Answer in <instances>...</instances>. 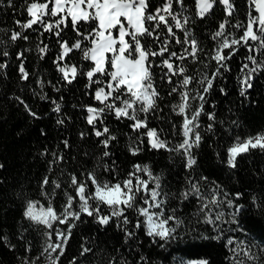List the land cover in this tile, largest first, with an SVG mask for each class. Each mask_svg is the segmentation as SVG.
<instances>
[{
    "label": "snow or ice",
    "instance_id": "6c2138e0",
    "mask_svg": "<svg viewBox=\"0 0 264 264\" xmlns=\"http://www.w3.org/2000/svg\"><path fill=\"white\" fill-rule=\"evenodd\" d=\"M246 3L248 6L246 22L236 20L233 25V28L242 30L240 34L235 31L225 34V27L230 23L227 17L233 14L235 4L230 0H219L227 16L219 23L218 30L212 33V39L215 41L214 48L205 51L193 30L188 27L190 15L187 14L188 9L184 5V0H159L156 4L153 0H42V2L41 0H24L21 9L27 13L28 18L16 19L14 23L20 30L13 28L7 30L6 34L13 43L18 39L28 41L29 36L25 35L24 31L31 29L33 25H39L38 31L42 29L49 32L50 36L56 37L57 53L53 64L61 74V80L71 84L77 75L81 74L87 78L85 85L87 89H92L93 85H96L94 92L89 94L94 95V99L100 102L101 106L87 104L82 107L86 109V122L91 126L92 134L98 138L97 144L102 151L94 157L95 166L92 169L85 168L79 178L76 172L61 169L58 177L67 175L68 186L74 189L75 195L69 193L67 188L63 189L65 203L59 212L53 206L52 198L55 197L56 190L62 186L60 179L52 178L51 193L45 190L49 185V173L52 172L53 166L64 161V153L59 149V145L56 150L51 151L52 159L48 161L47 172L38 181L40 194L48 197L47 206L37 207L39 202L27 197L26 192H15L16 198L23 201L22 218L29 222V227L40 229V235L43 237L39 254L33 258L27 255L21 257L20 264H37L40 256H45L46 264H59L61 256L64 255L65 246L72 235V229L78 221L83 223L82 214L93 218L94 222L101 227L108 226L115 218L116 227L123 232V241L127 244L136 239V232L131 230L129 225L139 229L142 223L137 218L132 224L129 216L125 214L128 209H133L138 216L144 217L146 233L153 238V241L157 239L165 243L173 241L180 236L178 229L184 220L177 215L176 208L167 209L170 214H165V206L170 196L175 197L181 204L189 198H195L198 204L194 214L197 222L202 220L204 224L212 225L213 231L217 233L215 237L217 240L223 235L218 221L235 224L241 232H247V228H241V219L244 214L251 211L248 203L259 207L258 201H264V196L250 193L248 203H239L238 201L244 195L242 192L229 193L223 185L216 181H209L207 176L201 175L197 179L191 174L185 176L184 186L178 193H169L162 187L161 175L154 174L148 165L139 163L132 166V170L124 179H118L114 183L98 178V170L101 168L106 172L115 171V161L109 164L105 159L111 158L109 145L117 139L116 133L104 123L106 113H114L116 119L127 118L132 121L129 127L139 133L135 140L129 136L128 148L133 155L143 150L142 145L146 137L150 149L163 148L169 152L179 153L184 160L185 169H193L197 163L193 149L198 148L203 139L200 131L201 114L208 118L207 131L214 133L217 123L222 126L226 123L224 119H217L215 102L212 103V111H205L206 96L210 93L214 80L217 77L226 78L225 73L231 71L228 61L239 52L240 47H244L247 52L236 77L241 97L250 99L249 89L253 88L257 74L264 72V0H246ZM0 4L5 5L6 8L16 9L14 0H0ZM215 5L217 0H195L196 16L204 18L206 14L211 13ZM45 17L48 19L46 20ZM69 24L75 34L71 42L62 36ZM174 29L180 30L182 36L178 35ZM43 31H40V35H43ZM146 38H150L155 47L153 44L146 45L144 42ZM173 42L180 46L179 50L172 47ZM35 47L37 53L43 58L48 51V44L40 40ZM31 50L27 48L16 52V58L20 61L18 73L21 83L29 80L30 73L25 68L24 56L25 51ZM73 50H79L82 53L83 60L89 62L87 67L83 64L78 67L75 63H61ZM200 53L208 56V61L200 60ZM0 56L5 58L0 62V76L7 80V58L10 56L7 48L0 51ZM189 58L192 63L203 64L205 69L209 63L215 61V67L210 75L207 70H199L195 75L188 74V65L185 61ZM154 67L161 69V84L166 81L171 85L168 95L178 93L179 100L172 105V111L182 117L180 124L182 139L175 144H171L167 138H161L157 128L149 126V114L159 110L157 102L161 97L154 81ZM173 77H178L175 84H173ZM194 80L195 85L190 88L189 85ZM36 84L39 91L35 88L31 89L33 95L39 96L41 100H50L51 110L57 114L56 123L66 126L65 121H70L72 117L62 112L63 96H60L58 101L44 92L47 84L59 93L60 88L57 85L60 81L53 84L51 80L45 81L42 76H37ZM17 87L20 92H23L20 83ZM220 91L226 94L223 87ZM8 99L23 105L31 118H41L39 113L34 111L17 92L10 93ZM229 111L231 112L232 109L230 108ZM227 123L228 127L225 130L231 131V126H239L240 121L237 118ZM176 127L173 123V130ZM141 129L144 131H140ZM40 131L44 134L43 129ZM88 135L89 133L83 130L79 132L81 139ZM61 143L64 149L71 147L67 137ZM257 149L264 152V129L244 137L236 135L232 143L227 146L226 160L222 162L226 163L230 169H236L238 157ZM48 154V148L40 153L41 156ZM88 155L89 153L85 151L84 156ZM216 155L219 158L220 153L217 152ZM3 168L4 164L0 163V169ZM141 173L146 174L147 178L145 179ZM200 181H208L204 191L201 190ZM0 183L3 181L0 180ZM150 184L151 187H149ZM138 197L142 200L140 204L137 203ZM225 204L231 209L227 213L229 220L224 219L223 211L213 214L215 208ZM102 206L108 210L107 213ZM170 221L174 223L170 225ZM57 222L66 224V228L62 229L59 226L54 228L53 225ZM27 232L28 228L21 224L18 239L24 240L23 233ZM53 236L56 237L55 240ZM234 239L235 237H230L227 244L231 245ZM8 240V235L0 232V241ZM164 246L165 244H160L161 248ZM10 247L14 249L15 245L12 244ZM253 248L256 250L253 251ZM31 249L32 245L26 243L25 251L30 253ZM128 250L133 251L131 245ZM229 251L234 254L239 251L245 257L244 261L236 260L234 257L233 264H246V261L250 264H264V243L257 244L253 241L249 245L245 241H239L236 248H230ZM91 252H93L92 247L82 244L79 257L73 256L69 264H78V259L79 264H84L83 258ZM108 264H117L115 257H112ZM119 264H132V262L121 256ZM136 264H148L147 257L141 254ZM180 264H210V259H188L182 260Z\"/></svg>",
    "mask_w": 264,
    "mask_h": 264
},
{
    "label": "trees",
    "instance_id": "16d2710c",
    "mask_svg": "<svg viewBox=\"0 0 264 264\" xmlns=\"http://www.w3.org/2000/svg\"><path fill=\"white\" fill-rule=\"evenodd\" d=\"M23 2L24 0H14L15 10L0 4V51L7 48L10 53L7 58V80L0 76V163L4 164V168L0 169V180L3 181L0 183V232L9 237L7 242L0 241V264H20L21 257L26 255L30 258L36 257L41 250L43 243V237L40 235L41 230L29 227V222L22 218L23 201L16 198L15 192L24 191L27 197L47 206L48 197L40 194L38 181L47 172L48 161L52 159L51 151L56 150L59 145V149L64 153V161L67 163L61 161L58 165L53 166L52 172L49 173V185L45 188L49 193L52 191L51 180L58 177L61 169H67L69 172L74 171L79 178L85 168L92 169L95 166L94 157L102 151V148L97 144L98 138L92 134L91 126L86 122V109L82 107L87 104L101 106L100 102L94 99V95L89 94L94 92L96 85H93L92 89H87L85 87L87 78L81 74H78L71 84L61 80V74L53 64L57 53L56 37L50 36L49 32L42 29L38 31L39 25H33L31 29L24 31V34L29 36L28 41L18 39L13 43L6 34L7 30L13 28L17 31L20 30L19 26L14 23L16 19L25 20L28 18L27 13L21 9ZM230 2L235 4V9L233 14L227 17L230 23L225 27V34L233 31L240 34L242 30L233 28V25L236 20L246 22L248 6L246 0H230ZM153 3H159V0H153ZM184 5L188 9L187 14L190 15L188 27L193 30L200 46L205 51H210L215 46L212 33L218 30L219 23L227 16L224 6L217 0V5L214 6L211 13L206 14L204 18H199L196 16L195 0H184ZM22 12L23 14H21ZM45 19L47 20L48 17ZM40 31H43V35H40ZM174 31L182 36L180 30L174 29ZM74 35L71 24L62 33V36L70 42ZM40 40L48 44V51L43 55V58L37 53L35 47ZM144 42L146 45L153 44L150 38H146ZM153 47H155L154 44ZM172 47L179 50L180 46L173 42ZM27 48L32 49L30 52L25 51L24 56L25 68L30 75L28 81L21 83L18 73L20 61L16 58V52ZM245 55H247L246 49L240 47L239 52L228 61L231 71L225 73L226 78L217 77L210 93L206 96L205 111H212V103L215 102L217 119H224L226 123L223 126L217 123L214 133L207 131L208 118L201 114L200 131L203 139L199 147L193 149L197 157V163L193 169H185L184 160L179 153L169 152L163 148L150 149L146 137L142 145L143 150L133 155L128 148L129 136L135 140L139 133L129 127L132 121L127 118L116 119L114 113H106L104 123L116 133L117 139L109 145L111 158L105 159L109 164L113 160L115 161V171L106 172L101 168L98 170V178L114 183L118 179H124L127 173L132 170V166L139 163L148 165L154 174L161 175L162 187L169 193H178L184 186L185 176L191 174L197 179L201 175L207 176L209 181L218 182L229 193L242 192L244 195L238 201L239 203H248L250 193L264 196V152L258 149L251 150L238 157L236 169H230L226 163L222 162L226 160L227 146L232 143L236 135L244 137L264 129V72L257 74L253 88L249 89L250 99L246 100L239 94L236 77ZM199 58L203 61L209 59L203 53L199 54ZM3 59L5 58L0 56V62ZM65 62L75 63L78 67L82 64L87 67L89 64L88 61L83 60L79 50H73L68 57H65L64 61H61L62 64ZM185 63L188 65V74L192 75H195L199 70H207L210 75L211 70L215 67V61L209 63L207 69L203 64L192 63L190 58ZM153 72L154 81L161 97L157 102L159 110L149 114V126L157 128L161 138H167L171 144H175L182 139L180 134L182 117L172 111V105L178 103V93L169 96L171 85L166 81L161 84V69L154 67ZM37 76H42L45 81L51 80L53 84L60 81V84L57 85L60 88L59 93L47 84L44 92L49 97H55L58 101L60 96H63L62 112L72 117L70 121H65L66 126L56 123L57 114L51 110L50 100H41L39 96L33 95L31 89L35 88L39 91L36 84ZM177 79L178 77H173V84ZM18 83L23 88V92H20L17 87ZM194 85L195 80L189 87ZM221 87L226 90V94L220 91ZM13 91L22 95L41 118H31L24 110L23 105L10 101L8 97ZM237 118L240 121L239 126H231V131H226L227 122ZM173 123L177 126L175 130L172 128ZM41 129L44 130V134L41 133ZM81 130L89 133L84 139L79 136ZM66 137L71 145L68 149H64V145L61 143ZM45 148L49 149V154L41 156L40 153ZM85 151L89 153L87 157L84 156ZM217 152L220 153L219 158L216 155ZM141 175L145 179L147 178L146 174L141 173ZM58 178L62 186L56 190L52 204L59 212L65 203L63 189L67 188L68 192L73 195L75 192L68 186L66 174ZM200 183L201 190L204 191L208 181H200ZM151 186L150 184L149 187ZM89 187H92L91 184ZM137 203H142L140 197L137 198ZM75 204L74 201V206ZM258 204L259 207L248 203L251 211L244 214L241 219V228H247V232H241L235 224L224 223L223 225L228 227L229 231L222 229L223 235L217 240L215 238L217 233L213 231L212 225L204 224L202 220L197 222V217L194 214L198 204L195 198H189L181 204L175 197L170 196L165 206V212L168 215L170 213L167 209L176 208L177 215L184 220V223L178 229L180 236L167 243L159 239L153 241V238L146 233L144 217L138 216L133 209H128L125 214L129 216L132 224L137 218L142 223L139 229L129 225V228L136 232V239L127 244L123 241V232L116 227L115 218L108 226L101 227L94 222L93 218L82 214L81 221L83 223L78 221L72 229V235L65 246V252L61 256L59 264H69L73 256L79 257L82 244L93 248V252L86 254L83 258L84 264H94V262L108 264L112 257H115L119 264L121 256L131 261L132 264H136V260L141 254L147 257L148 264H180L182 260L199 258H209L210 264H233L232 252L229 251L231 245L227 244L230 237H235L238 242L245 241L249 245L253 241L257 244L264 243V201H258ZM223 206H226L223 208L226 213L231 211L226 204ZM102 209L107 213L108 210L104 206ZM21 224L28 228V232L23 233L24 240L18 239ZM57 226L62 229L66 228V224L58 222L53 225L54 228ZM55 239L56 237L53 236V240ZM26 243L32 245L30 253L25 251ZM12 244L15 245L14 249L10 247ZM160 244H165V246L161 248ZM129 245L133 248L132 252L128 250ZM255 250L253 248V251ZM244 260L245 257L242 255L240 261ZM44 263H46L45 256H40L37 264ZM246 264H250V262L246 261Z\"/></svg>",
    "mask_w": 264,
    "mask_h": 264
},
{
    "label": "rangeland",
    "instance_id": "374dc122",
    "mask_svg": "<svg viewBox=\"0 0 264 264\" xmlns=\"http://www.w3.org/2000/svg\"><path fill=\"white\" fill-rule=\"evenodd\" d=\"M41 205H42V204L38 203L37 207H40ZM43 206H45V205H43ZM45 207H46V206H45ZM224 207H226V206H223V205H222V206L219 207V208H215L213 214H215V212L223 211V212L225 213V217H224V219H225V220H228L230 217L227 215L226 211H224V209H223ZM157 210H158V209H157ZM165 214L167 215L166 212H165ZM169 223H170V225H171V224L174 223V221H170ZM217 223L220 224L221 229H225V231H229V230H228V227H226V226L223 225L224 223H221V222H219V221H218ZM237 243H238V241H237L236 239H234V240H233V243L231 244V248H236ZM234 257H235L236 260H240V259L242 258V255H241L240 252L238 251V252L235 253V254L232 253V258H234ZM44 264H46V263H44Z\"/></svg>",
    "mask_w": 264,
    "mask_h": 264
}]
</instances>
